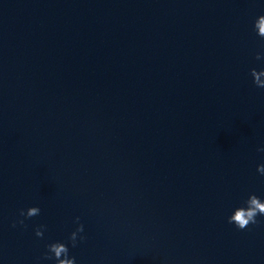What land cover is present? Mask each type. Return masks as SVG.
<instances>
[{
	"label": "clouds",
	"instance_id": "clouds-1",
	"mask_svg": "<svg viewBox=\"0 0 264 264\" xmlns=\"http://www.w3.org/2000/svg\"><path fill=\"white\" fill-rule=\"evenodd\" d=\"M253 28L256 34L264 40V15H260L256 18L253 23ZM262 58L264 57L259 53L256 55L257 60ZM250 75L253 78V84L257 88L264 89V69L257 70L256 68H252L250 69ZM258 150L264 151V148ZM256 170L261 176H264V164L257 165ZM40 213L41 209L36 206L29 207L26 210L21 209L19 216L22 217V219H18L14 222L13 227L17 224L23 226L25 224V219L38 216ZM258 216L264 217V199H261L255 194H250L242 206L233 210L232 214L228 217V223L233 224L238 230H244L247 229L249 225H258L260 223V221L257 220ZM75 223L77 227L68 237L72 248H75L78 242H82L85 239L83 235H79L84 232V225L80 223V217L75 218ZM45 230L46 226L40 225L35 229V235L42 238ZM46 248L47 251L43 256L44 260H54L55 264H76V258L70 256L68 244L56 241L48 244Z\"/></svg>",
	"mask_w": 264,
	"mask_h": 264
}]
</instances>
